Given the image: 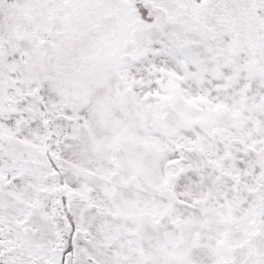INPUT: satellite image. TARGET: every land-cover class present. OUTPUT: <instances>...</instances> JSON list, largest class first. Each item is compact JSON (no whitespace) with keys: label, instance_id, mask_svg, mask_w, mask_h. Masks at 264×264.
Instances as JSON below:
<instances>
[{"label":"snow or ice","instance_id":"snow-or-ice-1","mask_svg":"<svg viewBox=\"0 0 264 264\" xmlns=\"http://www.w3.org/2000/svg\"><path fill=\"white\" fill-rule=\"evenodd\" d=\"M0 264H264V0H0Z\"/></svg>","mask_w":264,"mask_h":264}]
</instances>
